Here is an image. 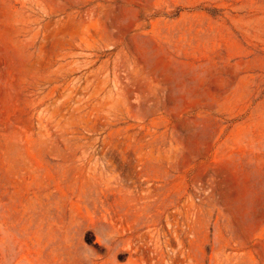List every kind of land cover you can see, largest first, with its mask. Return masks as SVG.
<instances>
[{
  "label": "rangeland",
  "instance_id": "obj_1",
  "mask_svg": "<svg viewBox=\"0 0 264 264\" xmlns=\"http://www.w3.org/2000/svg\"><path fill=\"white\" fill-rule=\"evenodd\" d=\"M0 264H264V0H0Z\"/></svg>",
  "mask_w": 264,
  "mask_h": 264
},
{
  "label": "bare ground",
  "instance_id": "obj_2",
  "mask_svg": "<svg viewBox=\"0 0 264 264\" xmlns=\"http://www.w3.org/2000/svg\"><path fill=\"white\" fill-rule=\"evenodd\" d=\"M259 16V15H258ZM93 92V91H92Z\"/></svg>",
  "mask_w": 264,
  "mask_h": 264
}]
</instances>
